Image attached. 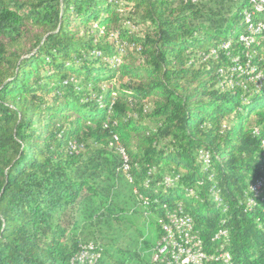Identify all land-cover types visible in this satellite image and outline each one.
<instances>
[{
    "label": "trees",
    "instance_id": "obj_1",
    "mask_svg": "<svg viewBox=\"0 0 264 264\" xmlns=\"http://www.w3.org/2000/svg\"><path fill=\"white\" fill-rule=\"evenodd\" d=\"M259 25L264 0H0V264H172L179 208L204 264H264Z\"/></svg>",
    "mask_w": 264,
    "mask_h": 264
},
{
    "label": "built area",
    "instance_id": "obj_2",
    "mask_svg": "<svg viewBox=\"0 0 264 264\" xmlns=\"http://www.w3.org/2000/svg\"><path fill=\"white\" fill-rule=\"evenodd\" d=\"M262 79H264V76L251 80ZM204 161L208 163L209 157H204ZM124 165L127 168V161ZM167 182L172 183V178L168 177ZM263 187L264 179L261 178L253 183L251 189L255 193H259ZM250 202L252 203L253 200ZM193 231V219L188 215H184L181 208L168 213L162 224V237L153 253V262L169 259L172 264H204L207 256L202 241L194 238ZM227 234V231H220L215 238L226 237ZM94 249L92 243L85 245L82 251L72 258V262L74 264H94L101 255L100 252H95ZM221 259L223 264H232L231 255L228 252L223 253Z\"/></svg>",
    "mask_w": 264,
    "mask_h": 264
},
{
    "label": "rangeland",
    "instance_id": "obj_3",
    "mask_svg": "<svg viewBox=\"0 0 264 264\" xmlns=\"http://www.w3.org/2000/svg\"><path fill=\"white\" fill-rule=\"evenodd\" d=\"M206 2L208 1H213V3H219L222 0H204ZM234 71H239L241 73H244V69L241 67H235L233 69ZM254 69H252L253 71ZM262 75V73H258L255 78L259 79ZM253 77V79H254ZM114 153L112 151H106L105 153H102L100 157H93L94 161L101 163L102 165L104 164H117V168L119 165L118 162V157H114ZM82 174H84V170L81 171ZM90 174V173H89ZM93 178L95 177L94 175L90 174ZM99 181V180H98ZM91 229H95V233L93 234L95 237H97V241L99 240L100 242H105L110 240L111 238H122L124 235H126L127 238L131 237L130 232L128 231V227L121 226L119 223L115 222L109 217H106L104 215H101L97 217L95 220V225ZM88 233V232H86ZM137 237V236H136ZM135 237V238H136Z\"/></svg>",
    "mask_w": 264,
    "mask_h": 264
},
{
    "label": "bare ground",
    "instance_id": "obj_4",
    "mask_svg": "<svg viewBox=\"0 0 264 264\" xmlns=\"http://www.w3.org/2000/svg\"><path fill=\"white\" fill-rule=\"evenodd\" d=\"M263 28H264V26L259 25V27L257 28V30H261V29H263ZM242 41H243V40H242ZM247 41H248V39H247ZM245 42H246V41H245ZM259 73H260V72H259ZM257 74H258V73H257ZM257 74H256V75H257ZM256 75H255V76H256Z\"/></svg>",
    "mask_w": 264,
    "mask_h": 264
}]
</instances>
